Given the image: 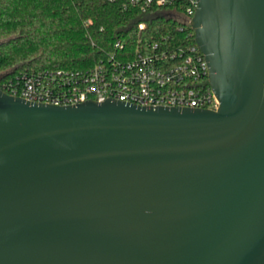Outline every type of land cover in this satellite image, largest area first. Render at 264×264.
<instances>
[{"label": "water", "instance_id": "1", "mask_svg": "<svg viewBox=\"0 0 264 264\" xmlns=\"http://www.w3.org/2000/svg\"><path fill=\"white\" fill-rule=\"evenodd\" d=\"M217 109L0 90V264H264V0H197Z\"/></svg>", "mask_w": 264, "mask_h": 264}, {"label": "trees", "instance_id": "2", "mask_svg": "<svg viewBox=\"0 0 264 264\" xmlns=\"http://www.w3.org/2000/svg\"><path fill=\"white\" fill-rule=\"evenodd\" d=\"M178 24L172 7L142 12L126 0H0V84L19 72L90 68L116 40L129 54L153 42L194 43L191 26Z\"/></svg>", "mask_w": 264, "mask_h": 264}, {"label": "built area", "instance_id": "3", "mask_svg": "<svg viewBox=\"0 0 264 264\" xmlns=\"http://www.w3.org/2000/svg\"><path fill=\"white\" fill-rule=\"evenodd\" d=\"M142 12L172 7L180 20L178 29L190 25L197 0H126ZM144 24H139L142 29ZM191 33H188V36ZM209 70L197 44L169 46L153 42L129 54L120 40L105 58L87 69H43L19 72L3 80L0 90L29 102L56 106L88 100H119L139 106L217 109L218 100L209 84Z\"/></svg>", "mask_w": 264, "mask_h": 264}]
</instances>
